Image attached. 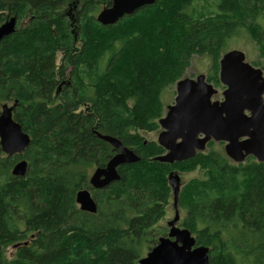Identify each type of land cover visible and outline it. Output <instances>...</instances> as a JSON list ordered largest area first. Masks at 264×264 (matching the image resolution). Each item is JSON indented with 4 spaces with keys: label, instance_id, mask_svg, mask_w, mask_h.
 Returning a JSON list of instances; mask_svg holds the SVG:
<instances>
[{
    "label": "trees",
    "instance_id": "16d2710c",
    "mask_svg": "<svg viewBox=\"0 0 264 264\" xmlns=\"http://www.w3.org/2000/svg\"><path fill=\"white\" fill-rule=\"evenodd\" d=\"M110 3L0 0V24L17 20L0 39V104L17 101L13 118L30 136L21 155L0 149V264H138L167 232L158 224L172 196L169 172L195 169L202 175L178 192L180 226L209 248V264H264V161L235 163L208 148L162 162L154 158L165 149L138 132L157 129L161 93L193 55L216 60L244 28L264 57V0H157L102 25L95 14ZM206 80L224 88L218 76ZM98 135L139 157L104 188L90 186V170L117 149ZM19 159L24 176L11 173ZM83 188L95 213L75 203Z\"/></svg>",
    "mask_w": 264,
    "mask_h": 264
},
{
    "label": "water",
    "instance_id": "95a60500",
    "mask_svg": "<svg viewBox=\"0 0 264 264\" xmlns=\"http://www.w3.org/2000/svg\"><path fill=\"white\" fill-rule=\"evenodd\" d=\"M156 0H112L111 7L98 11L97 21L102 25L114 23L124 14L154 4ZM16 17L11 16L0 24V39L11 34ZM219 81L224 86L221 100H212L218 90L206 80L204 74L195 78L183 77L176 83L174 102L158 123L162 130L157 143L166 152L154 159L173 163L193 157L204 151L210 141L223 142L225 154L234 162H243L249 155L258 162L264 161V77L262 71L245 60V54L237 49L225 52L219 60ZM16 101L3 103L0 111V148L7 155L21 154L27 148L30 136L22 131L13 119ZM115 149L116 153L103 167H96L90 174L92 188H104L117 181V168L125 163L139 160L134 151L124 146L117 138L98 135ZM27 162L20 160L11 172L23 176ZM172 191L175 216L167 222L166 236L158 238L138 264H209V248L196 246L194 236L186 228L176 225L178 221L177 197L180 187L179 175L172 171L168 175ZM79 209L96 212V203L89 189L76 192Z\"/></svg>",
    "mask_w": 264,
    "mask_h": 264
},
{
    "label": "rangeland",
    "instance_id": "374dc122",
    "mask_svg": "<svg viewBox=\"0 0 264 264\" xmlns=\"http://www.w3.org/2000/svg\"><path fill=\"white\" fill-rule=\"evenodd\" d=\"M210 3L215 5V0H210ZM72 9L70 8L68 13L71 17H74L73 11L75 10V8L72 7ZM96 15H97V13L95 14V16ZM16 24H17V20H16ZM72 29L74 30L73 26H72ZM232 49H237V50L242 51L245 54V60L248 63H250L251 65H253L254 67L260 68L262 70L263 76H264V57L261 56L257 43L250 38V36L248 35V33L246 32V30L244 28H240L238 30V32L236 33V35H234L233 37H231L230 39L227 40L223 49L220 51V54L219 55L217 54L216 60H214V58L211 59V56L207 55V54L193 55L192 58L190 59L189 65L185 69V72H184V75L182 76V78L183 77L195 78L198 74H204L205 77L210 76L212 79H214L215 77L218 76V73H219V60H220V58L222 57V55L225 52L230 51ZM58 60H59V56H58ZM69 70L70 69H68V71ZM209 83H211V82H209ZM175 89H176V84L169 85L166 88H164V90L161 93V101H162V105H163L162 116L165 115V113L167 111V106L174 102V97L176 95ZM216 89L218 90V93L212 97V100H221V98H222L221 91L223 89H221V88H216ZM9 104H11V103H9ZM161 130H162V128L160 127V125L158 123L157 129H155L153 131H150V132L138 131V132L141 133L144 136V138H146L148 140H154L157 142V136ZM211 142H213V141H211ZM213 143L214 144H211V146L206 145L205 150L207 151L208 148H215L216 150L222 151L224 153V148H223L224 143L223 142H221L219 144L218 142L214 141ZM3 154L5 155V153H3ZM90 171L92 172L93 169H91ZM174 172H176V171H174ZM178 174L180 176V186H181L182 182L187 181L190 178H193L195 176H201L202 175V173L198 169H195L191 172H184V173H178ZM88 182H89V180H88ZM179 191H180V188H179ZM171 194H172V190H171ZM177 201H178V197H177ZM177 210H178L179 219H178V222H176V225L178 227H181L179 222L184 215V211L180 208L178 202H177ZM174 215H175V207L173 204V195H172L170 202L168 204V207L166 209V215L158 224L159 227L164 226L168 232L169 226L167 225V222L169 220H172L174 218ZM167 232H166V234H167ZM161 235L164 236L163 234H161ZM11 251H12V247L9 246V247L5 248L6 256L9 257L11 254Z\"/></svg>",
    "mask_w": 264,
    "mask_h": 264
},
{
    "label": "bare ground",
    "instance_id": "6f19581e",
    "mask_svg": "<svg viewBox=\"0 0 264 264\" xmlns=\"http://www.w3.org/2000/svg\"><path fill=\"white\" fill-rule=\"evenodd\" d=\"M111 5H112V0H111V3H110V5L109 6H107V7H111ZM132 14V13H131ZM98 15V14H97ZM97 15L95 16V19H96V21H97ZM125 15H130V14H124L123 16H125ZM122 16V17H123ZM122 17H120V18H118L114 23H116L119 19H121ZM9 20V18L6 20V21H8ZM5 21V22H6ZM5 22H3V23H5ZM98 22V21H97ZM99 23V22H98ZM114 23H112V24H114ZM101 24V23H100ZM15 27V26H14ZM255 68H257V67H255ZM258 69H260V68H258ZM261 70V69H260ZM262 71V70H261ZM262 75H263V72H262ZM264 77V76H263ZM177 83V82H176ZM60 88V85L58 86V89ZM15 102V101H14ZM13 102V103H14ZM5 103H7L8 105H11V104H13V103H11V104H9L8 102H5ZM16 103H17V101H16ZM3 104V103H2ZM2 104H0V111H1V106H2ZM14 108H15V106H14ZM14 110V109H13ZM14 119V118H13ZM19 124V123H18ZM20 125V124H19ZM21 127V126H20ZM104 136V135H103ZM29 142H30V139H29ZM28 145H29V143H28ZM111 145V144H110ZM28 147V146H27ZM224 148V147H223ZM1 149V148H0ZM26 149V148H25ZM166 151V150H165ZM3 152V151H2ZM24 152V151H23ZM22 152V153H23ZM4 153V152H3ZM21 153V154H22ZM6 154V153H5ZM21 154H12V155H21ZM224 154H225V151H224ZM7 155V154H6ZM226 155V154H225ZM7 156H10V155H7ZM227 156V155H226ZM252 156V155H251ZM228 157V156H227ZM254 157V156H253ZM229 158V157H228ZM247 158V157H246ZM245 158V159H246ZM230 159V158H229ZM254 159H255V157H254ZM20 160H25V159H19V160H17L15 163H14V165L17 163V162H19ZM231 161H233L232 159H230ZM256 160V159H255ZM26 161V160H25ZM257 161V160H256ZM234 162V161H233ZM236 163V162H235ZM13 165V166H14ZM13 166H12V168H13ZM27 168H28V164H27ZM12 170V169H11ZM27 171V170H26ZM172 172V171H171ZM12 173V172H11ZM26 173V172H25ZM170 173V172H169ZM177 173V172H176ZM178 174V173H177ZM25 175V174H24ZM23 175V176H24ZM169 175V174H168ZM179 175V174H178ZM15 176H18V175H15ZM180 177V176H179ZM168 181H169V179H168ZM169 183H170V181H169ZM170 186H171V184H170ZM180 188V187H179ZM171 190H172V187H171ZM179 192V191H178ZM172 195H173V191H172ZM174 202V201H173ZM75 203L78 205V207H79V204L76 202V200H75ZM178 211V210H177ZM175 216V215H174ZM178 217H179V215H178ZM179 219V218H178ZM170 221V220H169ZM178 222V221H177ZM181 228H183V227H181ZM169 229V228H168ZM167 235V234H166ZM166 235H164V236H166ZM192 235V234H191ZM193 236V235H192ZM161 237V236H160ZM159 238V237H158ZM195 239V238H194ZM158 240V239H157ZM15 245H17V244H15ZM155 245V244H154ZM196 245V244H195ZM196 246H204V245H196Z\"/></svg>",
    "mask_w": 264,
    "mask_h": 264
},
{
    "label": "flooded vegetation",
    "instance_id": "af4514ba",
    "mask_svg": "<svg viewBox=\"0 0 264 264\" xmlns=\"http://www.w3.org/2000/svg\"><path fill=\"white\" fill-rule=\"evenodd\" d=\"M63 84H65V81L63 80L62 82H61V85H63ZM61 89V86H60V88L59 89H57L58 91ZM2 151V150H1ZM3 153V152H2ZM5 156H7L6 154H5ZM251 155H249V156H247V157H250ZM251 157H253V156H251ZM254 158V157H253Z\"/></svg>",
    "mask_w": 264,
    "mask_h": 264
}]
</instances>
